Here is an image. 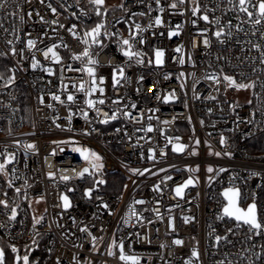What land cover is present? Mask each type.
I'll return each instance as SVG.
<instances>
[{
    "label": "built area",
    "instance_id": "obj_1",
    "mask_svg": "<svg viewBox=\"0 0 264 264\" xmlns=\"http://www.w3.org/2000/svg\"><path fill=\"white\" fill-rule=\"evenodd\" d=\"M0 4V57L7 62L0 79L4 264L8 252L24 264L26 248L36 242L39 264H131L120 259L121 243L138 264H264V230L256 235L223 213L224 191L238 189L237 206L247 210L255 203L264 225V21L253 25L236 0H106L101 15L90 0ZM205 13L207 22L200 18ZM97 24L103 25L99 44L86 36ZM137 24L145 30L138 32ZM220 27L224 34L217 38ZM170 31L179 35L170 38ZM123 40L141 55H123ZM48 48L58 61L44 56ZM86 48L97 64L75 58ZM158 49L161 64L155 62ZM225 75L255 87H229ZM9 77L14 80L5 86ZM90 87L96 91L89 93ZM90 99L104 103L89 107ZM84 150L96 153L102 167L93 168ZM115 173L122 187L110 195L102 187ZM188 179L193 185L177 196L175 188Z\"/></svg>",
    "mask_w": 264,
    "mask_h": 264
},
{
    "label": "snow or ice",
    "instance_id": "obj_2",
    "mask_svg": "<svg viewBox=\"0 0 264 264\" xmlns=\"http://www.w3.org/2000/svg\"><path fill=\"white\" fill-rule=\"evenodd\" d=\"M185 0H179V3H184ZM90 3L94 4L97 6V9H96V14L97 15H101V11H100V8L103 6L104 4V0H90ZM156 3L159 5L160 3V0H156ZM229 3H233V0H229ZM235 7H238L239 11L245 13L250 22L253 24V25H258V24H261L262 21H264V0H256L255 3H253V0H236V4L234 5ZM4 5L3 4H0V8H3ZM171 8H176L177 7V3H172L170 5ZM253 9L254 11H250L249 9ZM161 12L164 11L163 8L160 9ZM199 12V6L197 4V6L193 7L192 8V14L195 16L197 15V13ZM143 15V13L141 14ZM255 15V19H253V16ZM201 19H203L204 21H208L209 20V17L208 15L205 13L204 15H202L200 17ZM215 24L219 25L220 24V21H219V18H217L215 21H213ZM193 23L195 24V21H193ZM163 24V21L161 19L160 16H157L155 17L154 19V25L155 26H160ZM153 24H149V27H152ZM229 26H230V22H229ZM136 29L138 30V32H143L145 29L141 28V26L139 24H137L136 26ZM177 29L180 28V25H177L176 26ZM103 28V25L102 24H97L95 28H93L90 32L86 33V36L90 37L91 38V41L92 43H96V44H99L100 41L98 39V37L101 35V29ZM223 27H220L215 33L214 35L219 38L223 35ZM176 35H179V32L178 31H170L169 32V37L171 38L172 36H176ZM135 39V36H133V40ZM141 43H143V39H141L140 41ZM85 44H88L89 41L88 40H85L84 41ZM203 43L207 46L209 41L207 39H205L203 41ZM28 45L29 47H32L35 45V41H32V40H29L28 41ZM122 46H127V49H125L123 51V55L129 57V58H132L133 56H137L139 57L141 54L139 52H133L131 49H132V44L130 43L129 40H123L122 41ZM55 47V46H54ZM254 47H256L257 49H259V45H254ZM177 52L181 51L180 48H177L176 49ZM51 53L52 56L54 58L57 59L58 61V57H57V53L53 50V48H48V50L46 52H44V56L47 58L48 57V54ZM13 54H15V50L13 49ZM164 53L162 50H156L155 51V62L157 64H161L163 61H162V57H163ZM81 56L83 57H87V63L89 65H95L98 63V61L96 60H93L89 54V51L88 49L86 48L84 50L83 53H81L80 55L76 56L75 58L76 59H80ZM142 62L141 60H137V63H140ZM151 62V61H149ZM261 62L264 63V52H262L261 54ZM180 63L183 64L184 63V60L181 59L180 60ZM37 66V63L34 62L32 64V67L35 68ZM50 73H51V69L48 70ZM87 72L89 74L90 77H93L92 81H91V84L92 85H95V70L93 67H88L87 68ZM119 76L121 78H123L124 76V72H123V68H120L119 69ZM0 79H3L2 76H0ZM223 79L225 81H227V85L229 87H235L237 90H241V89H248V88H253L255 87V84L252 83V84H245V83H237V81L231 77V76H227L225 75L223 77ZM14 80V77H9L8 80L5 82V86H8L10 85ZM113 82H114V86L115 84H117L119 81L116 79V74L114 72V75H113ZM217 82H219V80H217ZM100 83L102 84L103 83V78L100 79ZM80 88L81 90H83L84 88V85L81 84L80 85ZM96 91V88L95 87H90L89 89V93L91 92H94ZM99 91L101 93H103V88H100ZM53 99L54 100H57V101H60L61 103H63V101L60 100V97L59 96H53ZM67 100L68 101H72L73 100V96L72 95H68L67 96ZM41 102H43L41 100ZM100 103V104H103L104 101L103 100H99V101H93V100H88L87 103H88V106L89 107H92L94 106L95 103ZM49 107H51V105H49ZM133 107H135L133 105ZM107 116V114H105ZM130 115V114H128ZM84 116H85V119H87V116H88V113L87 112H84ZM111 120H115L117 117L116 115H112L111 117H109ZM70 119V117H69ZM103 122H107V120L103 121ZM59 127V125H57ZM148 131H151L152 129L149 127L147 129ZM197 143H199V141H197ZM221 143H223V138L221 140ZM28 148H33L34 145H28L27 146ZM176 151H182L183 150V146H180L179 148H176L174 149ZM85 152H87V150H84L83 152H81V155L83 156V158L85 160H87L91 166L93 168H99V167H102V165L100 164H97L95 163L94 161H99L101 158L94 152L92 153H89V154H85ZM193 154H195L193 152ZM216 155H220V153H216ZM5 168V165L3 163H0V171H3ZM191 171H195V169H190ZM89 169L88 168H85L83 169V171L81 173H79V175H83L84 173L88 172ZM208 171L209 172H212L213 169L211 167L208 168ZM220 171H223V169H221ZM140 175H143V172H140L139 173ZM51 175V174H50ZM62 179L64 180H68L69 177L67 176H64L62 177ZM168 179H171V177H168ZM11 183V182H10ZM99 183H103V181H99ZM193 181L191 179H189L188 181H186L183 185H180V186H177L175 188V193L177 196H182L183 194V190L185 188H187L190 184H192ZM158 188V186H157ZM17 192H19V189L16 190ZM85 195L87 196H90L91 195V189H89L88 191H86ZM223 196L225 197V199L227 200V204L226 206L223 208V213L225 216L227 217H230V218H234L237 222H242L244 225H248L249 226V229L254 231V233L256 235H259L261 233L262 230H264V225H262L259 220H258V217H257V212H256V204L255 203H252L248 206L247 210H243L241 208H239L237 206V201H238V198L240 196V193H239V190L238 189H232V188H229V189H226L223 193ZM63 201H64V208L67 209L68 207H70V202L68 200V198L66 196L62 197ZM136 203H143V201H137ZM0 204L4 205V207H8V204L6 201H0ZM105 207H107V205H105ZM16 216V209L13 208L11 210V218H15ZM223 218V217H222ZM36 223H40V220H36ZM238 226H239V223H238ZM82 231H87V229H82ZM93 241H95L97 238L96 237H92ZM221 239V237H217V241H219ZM174 243L176 244H181L182 241H174ZM113 244L115 245V242H113ZM119 248H120V259L121 260H126V261H130L131 264H138V260L136 257L134 256H125L124 253H123V244L121 243L119 245ZM12 251L13 252H17V249L15 247L12 248ZM109 255H112V252L109 251ZM192 256L193 257H198V253L193 250L192 252ZM23 259V262L24 264H28V256L25 255L22 257ZM16 260L17 262H19L21 260V257L17 256L16 257ZM0 264H4V250L2 248H0ZM187 264H191V261H188Z\"/></svg>",
    "mask_w": 264,
    "mask_h": 264
},
{
    "label": "trees",
    "instance_id": "obj_3",
    "mask_svg": "<svg viewBox=\"0 0 264 264\" xmlns=\"http://www.w3.org/2000/svg\"><path fill=\"white\" fill-rule=\"evenodd\" d=\"M7 62L4 58L0 57V76L3 78L6 77ZM114 186H117V190H114ZM122 187L121 175L118 173L107 174L105 177V182L103 184L102 190L107 194L114 195L118 194ZM25 255L28 256V264H39L41 261L42 253L41 249L38 246V243H34L30 247H27L25 250ZM5 264H15V258L10 252L6 254Z\"/></svg>",
    "mask_w": 264,
    "mask_h": 264
},
{
    "label": "rangeland",
    "instance_id": "obj_4",
    "mask_svg": "<svg viewBox=\"0 0 264 264\" xmlns=\"http://www.w3.org/2000/svg\"><path fill=\"white\" fill-rule=\"evenodd\" d=\"M106 0H104V2H105ZM195 0H191V2H194ZM89 153H91V152H88V154ZM95 163H97V164H100V162L99 161H94ZM97 177H99V176H97ZM22 261H23V259H22Z\"/></svg>",
    "mask_w": 264,
    "mask_h": 264
},
{
    "label": "water",
    "instance_id": "obj_5",
    "mask_svg": "<svg viewBox=\"0 0 264 264\" xmlns=\"http://www.w3.org/2000/svg\"><path fill=\"white\" fill-rule=\"evenodd\" d=\"M87 173V172H86ZM189 180V179H188ZM188 180H186V181H188ZM185 181V182H186ZM191 185H193V183L192 184H190L189 186H191ZM237 203H238V201H237ZM234 219V218H233ZM15 264H19V262H17V260H15Z\"/></svg>",
    "mask_w": 264,
    "mask_h": 264
},
{
    "label": "bare ground",
    "instance_id": "obj_6",
    "mask_svg": "<svg viewBox=\"0 0 264 264\" xmlns=\"http://www.w3.org/2000/svg\"><path fill=\"white\" fill-rule=\"evenodd\" d=\"M192 186V185H191Z\"/></svg>",
    "mask_w": 264,
    "mask_h": 264
}]
</instances>
